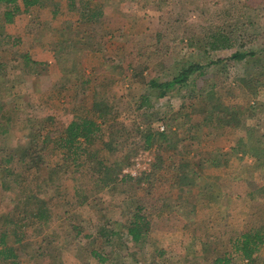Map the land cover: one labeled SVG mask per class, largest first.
<instances>
[{
  "label": "rangeland",
  "instance_id": "1",
  "mask_svg": "<svg viewBox=\"0 0 264 264\" xmlns=\"http://www.w3.org/2000/svg\"><path fill=\"white\" fill-rule=\"evenodd\" d=\"M158 6L160 10H154V13L160 12L159 18L154 15L153 19H147L141 13L146 6L137 0H104L96 11L99 16L102 8L104 16L97 17L93 23L82 22L84 26L91 25L90 29L94 30L91 35L95 37L92 42H98L100 45L97 46L103 45L104 49L102 52L75 49L77 55L70 56L69 62L67 59L63 61L72 75L66 82L56 56L50 68L42 64H26L25 55L34 52L28 38H23L14 47L10 43H0V127L6 129L0 134V231L5 225L11 229L7 218L23 223L22 218L27 217L25 223L29 226L25 242L29 246L24 249V256L21 255L22 264H52L59 258L62 264H81L72 250H60L50 240L51 221L40 226L43 231H39V220L32 214L40 207L39 198L47 196L53 197L54 203L60 201L59 205H51L56 215L64 216L68 212L90 233H95L103 224V216L107 213L111 219H124L128 209L133 213L137 205L146 207L151 219V241L144 250L142 263L134 262L129 254H123L128 247L121 246L117 240L103 247V253L109 257L103 264H163L152 251L153 242H160V246L167 248L166 257H172V261L163 260L164 264H181L183 256L190 253L188 256L195 257L184 264H212L217 256L232 250L233 237L264 224V192L261 191L264 187V108L258 113L263 116L260 123L254 121L259 117L257 114L247 118L246 123L255 127L253 133L263 142V151H250L254 155L262 154L260 166L255 165L256 156L246 155L239 159L237 154H231L222 165L209 167L200 162L230 151L228 147L238 143L234 132L226 134L213 126L216 120L195 125L194 132L189 127H177L175 124L185 119L183 115L190 116L195 124L203 116L199 108L187 113L190 109L182 107L184 91L168 99H158L157 92L152 91L150 100L143 102V95L148 92L147 81L152 77L166 79L169 72L174 71L172 67L178 59L206 63L207 54L227 56L233 49L243 46L242 43L246 44L243 46L245 49L264 47V0H159ZM88 7L84 9L88 10ZM132 8L139 11L138 19L128 12ZM116 14H120L121 19L117 20ZM48 16L44 15V21H40L43 22L40 42L56 47L59 39L53 40L50 36ZM110 26L120 29L121 35H115L114 47L111 45L108 50ZM125 26L130 32L122 30ZM79 35L78 32L68 35V42L75 41ZM213 41L216 42L214 45ZM204 50L208 52L204 53ZM72 63H78V66L74 64L76 69ZM139 71L142 75L137 73ZM206 72L207 78L198 82L204 87L215 83L213 90L222 104L242 102L250 105L258 101L241 80L249 75H254V80L259 79V83L253 82L257 88L255 97L264 103V50L241 61L207 66ZM93 92L99 99L112 103L114 113L102 124L96 136L80 139L84 151L67 157L54 141L46 140L43 144V136L49 131L56 130L50 135L55 138L72 120L86 114ZM165 122L172 123L171 129L178 131L180 143L176 155H172L173 148L160 151L163 168L156 174L158 181H155L153 193L144 194L145 179H128L118 184L119 189L112 197V191L96 181L98 162L119 167L123 174L132 176V171H135L136 177H143L158 162V143L148 147L142 132L159 128ZM208 129H214L215 133L205 134ZM235 131L241 137L245 134L242 130ZM30 147L43 155V163L39 167L32 166L30 154H27ZM177 161H189L190 166L186 169L200 173L199 177L192 175L193 172L188 175L195 177L193 189L199 190V195L190 193L192 190H188L186 185L172 184L173 164ZM52 183L62 184L58 187L60 193ZM200 183L209 188H200ZM122 189L126 191L121 192ZM54 192L59 195L58 200ZM169 194L172 204L160 213L162 203L158 198ZM83 197H86V202L80 204ZM189 200L199 204L196 214L190 212L191 220L196 219L194 223L188 220L189 213L182 214L188 208L183 209L182 204ZM112 226L109 223V227ZM199 235L207 246L194 237ZM39 247L45 251L44 254H36L29 259ZM260 260L264 264V245ZM237 261H240L239 257ZM89 264L102 263L91 259Z\"/></svg>",
  "mask_w": 264,
  "mask_h": 264
},
{
  "label": "trees",
  "instance_id": "2",
  "mask_svg": "<svg viewBox=\"0 0 264 264\" xmlns=\"http://www.w3.org/2000/svg\"><path fill=\"white\" fill-rule=\"evenodd\" d=\"M17 1L18 0H0V4L2 3L5 6L4 20L0 21V36H2L4 33L3 30L5 23L11 22L15 14L20 10ZM23 1L25 10H28V8L38 3V0ZM95 16H97L96 13L92 14L89 17V20L91 21ZM60 33L61 37L58 40V46L55 47V56L57 62L62 66L61 71L64 72V81L66 82L72 75H70V70L63 65V61L67 59V61L69 62L71 58H68L70 56L72 58L75 57L77 55L75 49L82 50L88 48L91 51L102 52L104 48L103 45L97 46V44L100 45L98 42H92L95 38L94 36H90L86 41L82 42L77 40H69L68 42L67 36L73 34L74 32L70 28H63ZM243 39L246 40L247 38ZM215 43V41L212 42L213 45ZM71 45L73 46V48L71 47ZM242 45L246 47L245 43H242ZM243 46H239L240 48L233 49L229 54H227V56H212L210 54H207L206 63H201L200 61H196L194 59L186 58L180 61L178 59L176 64L172 67L174 71L169 72L166 79H162L161 77H152L149 79L147 84V95H143V102H146L148 99L150 100V94L153 93L152 91L157 92L156 98L158 99H168L171 95H178L180 94V92L182 93L184 91V98L182 97V107L190 109L187 110V113H190L194 109L199 108V110H202V113L204 114V122L210 119H215L217 124L222 126L223 129H241L245 134L244 136L242 134L243 137H240V140L238 141L236 146L232 147L230 151H223V153L221 154L218 153V156L204 158V162L209 161L210 164L214 166L222 165L223 161L228 160L231 154H237L239 152H241L243 155L247 154V157L256 156L255 165L260 166L262 154L258 152L255 153L256 155H254L250 153V151L251 149H258V151H263V142L260 140V138L257 137V135H255V133H253L255 127H250L251 125L247 126L246 124L248 120L247 118L260 113L264 108V103L261 102L259 98L255 97L257 88L254 87L253 82L259 83V79L254 80V75H249L248 77H243L241 79L246 88H250L252 90V94L255 100H258L250 105L238 103L224 105L215 95L216 91L213 90L216 86L215 83H210L207 87H204L198 82L199 79H202L204 77V79L207 78V66L219 65L228 61H241L248 56L253 57L258 52L264 50V47L259 49H245ZM63 50H65L64 55L62 52ZM79 52L77 53L79 54ZM205 52L207 53L208 51L204 50V53ZM103 59L105 60V58ZM74 64H77L78 66V63ZM74 64L72 63V66L74 69H76V66ZM76 72L79 73V70H77ZM137 73H139V75H142L141 71ZM1 89L2 88L0 85V91ZM88 105L89 107L87 108L86 114L84 116L72 120L63 131V133L55 138L51 136L55 134L56 130L49 131L47 135L43 136L42 143L44 144L46 140L54 141V143L58 145L59 149L64 150V152L67 154V157L78 154V152L82 150L80 139L82 138L83 140H88L90 139V137L96 136L98 132L101 131L102 124L108 121V119H110V117L114 113V105L110 102L104 101L103 99H99L96 94L94 95V92L91 104L89 103ZM183 117L185 118L184 120L175 124L177 127H180V124H183L184 127H188L187 125L189 123H192L190 116L183 115ZM164 125V130H160L158 127H153L142 132V134H144V138L148 147H151L153 144L158 143V162H155L151 171L146 173L143 177L123 174L122 169H120L119 167H115L114 165H106L103 161L98 162V165H96L97 167L95 169V172L97 174L96 181L98 184H103L105 187H108V189L112 191V197L119 189L117 187L118 184L123 183L128 179L135 181L145 179L147 185L146 187H143L145 188L144 194L147 196L150 193H153L155 181H158L156 174L158 173V171H160L159 169L163 168V159L160 151L164 148H173L174 150L172 151V155H176L178 154L176 149H178V144L180 143V140H178V131H176L175 129H171L172 123L165 122ZM4 132H6V129L0 127V134ZM35 136L36 135L34 133V136L32 138L34 139ZM33 149L30 147L29 153L27 154H30L32 166L39 167L40 164L43 163V155ZM83 151L84 150H82L80 153H82ZM210 153L212 154V152ZM222 155L225 156L222 157ZM6 160L10 161V158H7ZM189 166V161L185 163H180L179 161H177L175 164H173L174 178L172 184L174 186L186 185L188 187V190H192V192L190 193H195L196 188L195 190L193 189V184L196 181L195 177H199L200 173H198L197 171H190V169H186V167L188 168ZM190 172H193L192 175H195V177H188ZM165 180L168 181V179ZM50 183L51 181L49 182V184ZM61 185L62 184L53 185V187L56 188L57 193H60L58 187H60ZM200 188L208 189L209 186H207L205 183H200ZM124 191L126 190L122 189L121 192ZM261 191L264 192V187L261 188ZM57 193L54 192V194L56 195ZM36 195L37 194H35V196ZM31 196H34V194ZM58 196L59 195L55 197L57 198V200ZM83 198L84 199H81L79 201L80 204H84L86 202V197ZM52 199L53 197L49 196L45 197V199L39 198L40 207L32 215L35 219L37 218L39 220V224L37 225L39 226V231H43V228L40 226H42L44 223L50 221L51 223H53V226L49 231V234H51L50 240L53 243L57 244V247H59L60 250H72L73 256H75L81 264H89L91 259H94L98 263L103 264L109 260V257L105 253H103V247L106 244H109L111 242L113 243L118 240L121 242V246H126L128 247L127 250L131 251L130 252L124 250L123 254H129L134 262H141L144 254L146 253V251L144 253V250L147 248L146 246L148 242L151 241V219L149 218L150 216H148L146 207L143 204L137 205L133 210V213H130V210L128 209V215L124 219L121 218L122 220L112 218V221L111 217L108 216L109 213L105 214L104 216L102 215L104 218L103 224L98 227L95 233H90V231H86L85 226L76 221L75 217L68 215V212L65 213L64 216L56 215L54 212V208H52L51 205H59L60 201L59 203H54ZM158 199L162 203H160V213H163L164 210L169 209L170 205L172 204V199H170V194L159 196ZM193 204L194 202L190 200L182 204L183 209L188 206V208L182 211L183 215L189 213L188 217L190 216V218H188V220H191L192 214H190V212L194 211L193 207L195 208ZM26 218L27 217L22 218L24 220L23 223H18V221L16 220L7 218V223H11V229H9V227L6 225L4 227L2 226L4 229L0 231V264H22L21 255L24 256L25 253H23V251L29 246L28 243L25 242V237L27 235L26 230L29 226V224L25 223ZM195 221L196 220H193V223ZM109 223L113 224V226L109 227ZM10 236L13 239L11 238L9 240ZM123 236H125L126 238ZM194 237L197 238L199 242L204 241L202 240V235ZM154 244L155 242L152 243V246H154L152 251L155 253V256L159 261H162L163 264V260H165L166 262L172 261L171 256L166 257V247L160 246V242H157L155 245ZM263 245L264 224L260 225L259 227L250 228L248 230L246 229L233 237V240L231 241L232 250L226 251L223 255L217 256L213 260L212 264H263V262H261L260 260V251ZM70 246H74V248L72 249ZM204 246H207V242L205 241ZM40 248L41 247H39L38 251H35V254L32 253L29 256V259L33 258L36 254L43 255V252L45 251H41ZM140 252H142V255H140ZM188 255L183 256L181 264L190 262L189 259L195 257ZM237 256L239 257L240 261H237ZM52 264H62V261L59 258L58 261L56 260L55 263ZM115 264L127 263L117 262Z\"/></svg>",
  "mask_w": 264,
  "mask_h": 264
},
{
  "label": "crops",
  "instance_id": "3",
  "mask_svg": "<svg viewBox=\"0 0 264 264\" xmlns=\"http://www.w3.org/2000/svg\"><path fill=\"white\" fill-rule=\"evenodd\" d=\"M64 1L65 0H38V3L28 8V10H25L24 1L18 0L17 3H18L20 10L15 14L11 22L5 23L4 30H3L4 33L2 36H0V43L1 42L10 43L11 46L14 47L18 45V43L22 42L23 38H28L34 52L30 51L31 54L29 53V56L25 55L24 61L26 62V64H29V65L30 64H36V65L42 64L50 68L51 65H53L52 62L55 61V46L53 47V44L51 45L50 43L40 42V35L42 34L41 33L42 31L40 30L42 28V23H43V22L41 23L40 21L41 20L44 21L43 19L44 15L45 16L47 14L50 15L47 18L48 20L47 24L50 25L48 30H50V36L53 40H57L61 37L60 31L63 28H70L74 33L77 34L78 32L80 34L79 35L80 37H77V39L75 38V40L82 42V41H86L90 36H92L91 34H93V31H94L90 29L91 25L90 27L84 26L82 22L90 21L89 17L92 14L96 13V11H98L100 6L102 7V3H104V0H101V3L99 2V0H90V1L89 0H70V2H64ZM137 1L143 3L144 7L146 6V8H144V11L141 12L145 18L153 19L154 15L158 16L160 14V12L154 13V10H157V11L160 10L158 6L159 0H137ZM88 3L90 4V7L87 6ZM84 7L85 9H87L88 7V10H85ZM4 10H5V6L1 3L0 4V21L4 20ZM88 12H90L89 15L87 14ZM103 12L104 11L101 8V11L99 10V16H95L94 19H92L90 22L91 23H93V21L96 22L97 17L104 16ZM128 12H131V14H133L132 17L134 18L137 17L138 19L140 16L139 11H136L135 8H132ZM110 14L113 15L114 13H110ZM40 15L42 17H40ZM116 15L118 16L116 17L117 20L121 19L120 14H116ZM105 19L108 20L109 18H105ZM109 20H111V18ZM123 20H127V18H124ZM70 26H73V29ZM105 26L107 28L106 24ZM122 30H128L130 32V30L126 28V26ZM109 31L111 32V34L108 36V39H107L108 45H106L108 50L110 49L111 45L114 47V44H113L115 40L114 37H117L115 35L116 34L121 35L120 33L121 30L117 29V27L113 28L110 26ZM238 104H243V103L240 102ZM203 116L201 117L200 121H198V123L196 124L195 122L193 123V121L192 123H189L188 125L186 124L189 127L191 132H194L195 127H197L195 125L201 126L205 123H209L208 121L210 120H215V119H210L204 122ZM258 116L259 117L254 118V121H257L258 123H260V121L263 119V116L262 114ZM213 126H216L218 129H222L223 132L226 134L234 132L235 135H237L235 140H237V142L240 140L241 136H238L240 135V133L235 130H241V129H235V130L234 129L229 130L227 128L223 129L222 126L217 124V122H215ZM180 127L182 128L183 124L182 125L180 124ZM214 133H215L214 129H208L207 131H205V134H208V135L214 134ZM236 144L233 143L231 147H228L229 150H231L232 147H235ZM225 149L227 150V147ZM211 151H215V149H211ZM246 155H243L241 152H239L237 153L236 156H238L240 159L241 156L246 157ZM200 163H202V165H208L209 167L214 166V165H211L209 161L204 162V159H203V162H200ZM198 193H199V190L195 192V194H198ZM193 202H195L193 204L195 206V208L193 207V210H194L193 213L196 214L199 209V204L196 201H193Z\"/></svg>",
  "mask_w": 264,
  "mask_h": 264
},
{
  "label": "built area",
  "instance_id": "4",
  "mask_svg": "<svg viewBox=\"0 0 264 264\" xmlns=\"http://www.w3.org/2000/svg\"><path fill=\"white\" fill-rule=\"evenodd\" d=\"M159 129L160 130H164L165 129V125L163 124V125H160V127H159ZM127 172V171H126ZM132 175H136V172L135 171H132Z\"/></svg>",
  "mask_w": 264,
  "mask_h": 264
}]
</instances>
